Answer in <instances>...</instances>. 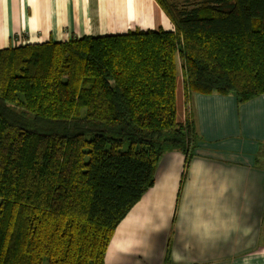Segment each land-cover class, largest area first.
I'll use <instances>...</instances> for the list:
<instances>
[{"label": "trees", "instance_id": "trees-1", "mask_svg": "<svg viewBox=\"0 0 264 264\" xmlns=\"http://www.w3.org/2000/svg\"><path fill=\"white\" fill-rule=\"evenodd\" d=\"M173 29L0 48V264H103L167 152L199 135L183 94H264V0H155Z\"/></svg>", "mask_w": 264, "mask_h": 264}, {"label": "crops", "instance_id": "crops-1", "mask_svg": "<svg viewBox=\"0 0 264 264\" xmlns=\"http://www.w3.org/2000/svg\"><path fill=\"white\" fill-rule=\"evenodd\" d=\"M206 0H165L191 6ZM155 0H0V48L23 43L172 30ZM176 110L199 141L187 159L160 158L153 184L116 223L103 264H264V94L194 92L180 67Z\"/></svg>", "mask_w": 264, "mask_h": 264}, {"label": "rangeland", "instance_id": "rangeland-1", "mask_svg": "<svg viewBox=\"0 0 264 264\" xmlns=\"http://www.w3.org/2000/svg\"><path fill=\"white\" fill-rule=\"evenodd\" d=\"M131 30H133V29H131ZM177 62H178V68H179V66H180L179 61H177ZM257 161L264 162V149H261L260 157H258Z\"/></svg>", "mask_w": 264, "mask_h": 264}]
</instances>
